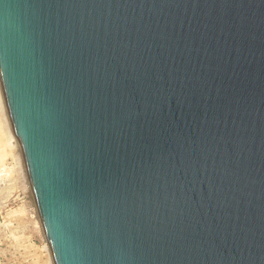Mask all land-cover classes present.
<instances>
[{"label": "water", "instance_id": "obj_1", "mask_svg": "<svg viewBox=\"0 0 264 264\" xmlns=\"http://www.w3.org/2000/svg\"><path fill=\"white\" fill-rule=\"evenodd\" d=\"M0 85L54 264H264V0H0Z\"/></svg>", "mask_w": 264, "mask_h": 264}, {"label": "rangeland", "instance_id": "obj_2", "mask_svg": "<svg viewBox=\"0 0 264 264\" xmlns=\"http://www.w3.org/2000/svg\"><path fill=\"white\" fill-rule=\"evenodd\" d=\"M3 101L0 98V148L6 155L0 159V264H43L39 250L44 249V234L19 153L9 139L13 134Z\"/></svg>", "mask_w": 264, "mask_h": 264}, {"label": "bare ground", "instance_id": "obj_3", "mask_svg": "<svg viewBox=\"0 0 264 264\" xmlns=\"http://www.w3.org/2000/svg\"><path fill=\"white\" fill-rule=\"evenodd\" d=\"M0 98L2 99V101H3V93H2V89H1V85H0ZM5 108V104H4V101H3V109ZM5 111H6V108H5ZM6 113V112H5ZM8 117V116H7ZM11 129V128H10ZM1 132V131H0ZM2 133V132H1ZM13 134V133H12ZM13 136H14V134H13ZM12 135H11V133L9 134V139L10 140H12V142L15 144V148L17 149V151H18V153L20 154H18V160H19V164H20V170H21V173L24 175V174H26V172L24 171L25 169H24V163L22 164V161L21 160H23V159H21L22 158V154H21V149H20V146H19V144H18V141H16L15 139H14V137H13ZM2 137V136H1ZM4 139H5V136H4ZM7 140V139H6ZM1 141V140H0ZM4 143H5V141H4ZM7 144H8V141H7ZM6 145V144H5ZM0 147H2V146H0ZM4 148V147H3ZM3 152H5V151H3L1 148H0V159H2V157L5 155V153H3ZM6 156V155H5ZM4 159V158H3ZM0 161H2V160H0ZM25 172V173H24ZM26 177V176H25ZM23 178V177H22ZM27 178V177H26ZM26 182V181H25ZM28 182V181H27ZM26 184V183H25ZM29 192H30V195H31V197L33 196L32 195V191L31 190H29ZM39 221H40V219H39ZM41 224V223H40ZM41 228H42V225H41ZM42 232H43V228H42ZM43 234H44V232H43ZM44 237V239H45V235L43 236ZM44 242V249H45V252H46V263L47 264H54L53 263V260H52V255H51V252H50V249H49V246H48V244H47V242H46V239L43 241Z\"/></svg>", "mask_w": 264, "mask_h": 264}, {"label": "built area", "instance_id": "obj_4", "mask_svg": "<svg viewBox=\"0 0 264 264\" xmlns=\"http://www.w3.org/2000/svg\"><path fill=\"white\" fill-rule=\"evenodd\" d=\"M0 237H1V233H0ZM39 253H40L41 262H43V264H47L46 263V252H45V249H42V246H41V249L39 250Z\"/></svg>", "mask_w": 264, "mask_h": 264}]
</instances>
